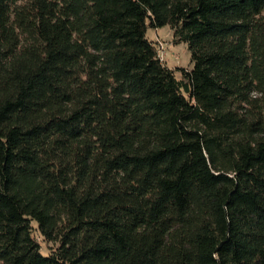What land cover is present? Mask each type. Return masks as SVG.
I'll list each match as a JSON object with an SVG mask.
<instances>
[{
	"label": "trees",
	"instance_id": "trees-1",
	"mask_svg": "<svg viewBox=\"0 0 264 264\" xmlns=\"http://www.w3.org/2000/svg\"><path fill=\"white\" fill-rule=\"evenodd\" d=\"M0 264H264V0H0Z\"/></svg>",
	"mask_w": 264,
	"mask_h": 264
},
{
	"label": "rangeland",
	"instance_id": "rangeland-1",
	"mask_svg": "<svg viewBox=\"0 0 264 264\" xmlns=\"http://www.w3.org/2000/svg\"><path fill=\"white\" fill-rule=\"evenodd\" d=\"M145 37L154 41L157 45V53L162 58V63L175 70L176 77L179 78L180 69H190L191 62L186 45L182 42H172V34L167 25L159 28H146ZM45 244L41 243V251H44Z\"/></svg>",
	"mask_w": 264,
	"mask_h": 264
},
{
	"label": "built area",
	"instance_id": "built-area-1",
	"mask_svg": "<svg viewBox=\"0 0 264 264\" xmlns=\"http://www.w3.org/2000/svg\"><path fill=\"white\" fill-rule=\"evenodd\" d=\"M157 57H158V59L160 60V61H162V58H161V56L157 53Z\"/></svg>",
	"mask_w": 264,
	"mask_h": 264
}]
</instances>
